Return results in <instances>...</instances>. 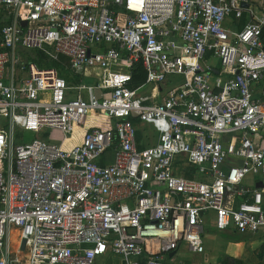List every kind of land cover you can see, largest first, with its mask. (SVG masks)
Instances as JSON below:
<instances>
[{
	"label": "built area",
	"instance_id": "obj_1",
	"mask_svg": "<svg viewBox=\"0 0 264 264\" xmlns=\"http://www.w3.org/2000/svg\"><path fill=\"white\" fill-rule=\"evenodd\" d=\"M257 2L0 0V264H96L107 253L123 264H207L172 259L184 244L205 253L208 219L264 237ZM245 14L241 30L226 26ZM19 48L66 57L80 81ZM93 112L100 125L67 146ZM43 128L62 142L15 143L16 130Z\"/></svg>",
	"mask_w": 264,
	"mask_h": 264
},
{
	"label": "rangeland",
	"instance_id": "obj_2",
	"mask_svg": "<svg viewBox=\"0 0 264 264\" xmlns=\"http://www.w3.org/2000/svg\"><path fill=\"white\" fill-rule=\"evenodd\" d=\"M262 1V0H261ZM260 3V2H259ZM262 9V7H260ZM18 53L22 57L23 60H32L34 57H38V49L34 48H25V49H17ZM213 64H216V60H212ZM181 77L178 76L177 79H180ZM82 83L85 84H96V80L93 77L84 78L82 80ZM98 94L100 91H96ZM148 92V89H147ZM85 95H87L86 91H83ZM96 112H93L90 116L94 120V122H97L99 118L95 117L93 115ZM0 123H4V120H0ZM84 127H80L77 129L76 133L69 135L70 140L66 145L76 144L80 138L81 135H83ZM48 138L56 143H61L62 139L64 137V133L60 130L54 129V128H43L41 132L35 133L31 131H25L23 129H18L15 132V143H19V138H23L24 140H32L33 138ZM110 156L112 154L110 153ZM213 223L210 219L206 222V226H212ZM212 228V227H211ZM223 234L219 233L216 240H211L205 238V244L207 251L204 254H194L188 251V249L185 247V244L182 245L181 249L177 252L175 257H173V261H193L197 257L205 256V260L212 262H219L217 264H223L224 259H228L231 262H236L238 260H242L246 264H264V255L263 258L260 257V253H264L263 245H264V237L261 235H245L248 236L247 238L239 236L240 234L234 233V232H222ZM13 236V235H12ZM207 237V236H206ZM13 242V240H12ZM252 244H251V243ZM247 243L246 250L244 252V256L242 258H234L236 257L237 248L243 247V244ZM212 254L208 255V252H211ZM239 257H241L239 255ZM114 264H120V257L115 256ZM98 260V259H97ZM100 262V261H99ZM111 260L107 261L105 264H111Z\"/></svg>",
	"mask_w": 264,
	"mask_h": 264
},
{
	"label": "crops",
	"instance_id": "obj_3",
	"mask_svg": "<svg viewBox=\"0 0 264 264\" xmlns=\"http://www.w3.org/2000/svg\"><path fill=\"white\" fill-rule=\"evenodd\" d=\"M253 3L258 7V2H257V0H253ZM247 15L245 14L242 18H236V17H234V16H231V17H228L227 19H226V22H225V24H226V26L229 28V29H232V30H241L243 27H244V25L246 24V22H247ZM254 92H255V95L256 96H258V97H261V98H263L264 99V83L263 82H260V83H257V84H255V86H254ZM91 122H93L94 123V120H91ZM98 122L99 121H97V122H95V123H97L98 124ZM84 131L85 130H87L86 129V127H84V129H83ZM84 133V132H83ZM82 136L83 135H81L80 136V138H79V140H78V142H80L81 141V138H82ZM77 142V143H78ZM144 143H146V142H144ZM144 143L143 142H141L140 143V145H141V147H144ZM67 146H69V145H67ZM264 179V173H262V174H259L257 177H256V180H257V183H256V186H257V184L259 183V182H261V183H263L262 182V180ZM250 181V183H254V181L253 180H249ZM263 186H264V184H263ZM212 227V228H211ZM228 233L230 232H232V231H227ZM219 233H221V234H223L222 232H219V231H217V229L212 225V226H206V234H205V238H207V239H211V240H216L217 239V237H218V234ZM207 236V237H206ZM239 236H241V237H244V238H247L248 236H245V235H239ZM251 243V242H250ZM252 244V243H251ZM246 245H247V243H244L243 244V247H241V249L240 248H237L236 250H237V252H236V257H234V258H242V256H244V252H245V250H246ZM206 251H207V248H206ZM205 251V252H206ZM211 252H208V255H211L213 252H212V250H210ZM239 255L241 256V257H239ZM115 256L116 255H113L112 253H107V254H105V255H102V256H100V257H98V260L96 261V264H105L107 261H112L111 262V264H114V262L113 261H115ZM117 260V259H116ZM100 261V262H99ZM184 262V261H183ZM188 262H191V261H188ZM193 262H195V263H207V264H217L218 262H219V260L217 261V262H212V263H210L209 261H207V260H205V256L204 257H201V256H199V257H197L195 260H193ZM119 263L120 264H123V260L121 259V257H120V261H119Z\"/></svg>",
	"mask_w": 264,
	"mask_h": 264
},
{
	"label": "trees",
	"instance_id": "obj_4",
	"mask_svg": "<svg viewBox=\"0 0 264 264\" xmlns=\"http://www.w3.org/2000/svg\"><path fill=\"white\" fill-rule=\"evenodd\" d=\"M262 38L264 40V28H263V33H262ZM38 57H34L32 61H34L38 66L40 67H56L60 73L61 76L66 78L68 82H78L80 81V76L74 74L70 69L66 68L65 62H66V57L61 56L59 59H54L49 53L45 52L42 49H38ZM134 79L136 83H143L146 79V73L142 69V66L138 68V70L134 73ZM94 113L93 115H95ZM100 125L97 123H93L88 121V123L85 125L87 130H91L94 126ZM109 124H106V127H108ZM140 137V134H139ZM141 147V145H140ZM178 172H182L181 169H178ZM15 229H13L14 231ZM263 250H264V245H263ZM264 253H260V257L263 258ZM223 264H246L242 260H238L236 262H231L228 259H224Z\"/></svg>",
	"mask_w": 264,
	"mask_h": 264
},
{
	"label": "bare ground",
	"instance_id": "obj_5",
	"mask_svg": "<svg viewBox=\"0 0 264 264\" xmlns=\"http://www.w3.org/2000/svg\"><path fill=\"white\" fill-rule=\"evenodd\" d=\"M13 235V236H12ZM11 239L13 240V244L15 245L18 242L19 239V232L17 229H15L14 231H12L11 233Z\"/></svg>",
	"mask_w": 264,
	"mask_h": 264
},
{
	"label": "water",
	"instance_id": "obj_6",
	"mask_svg": "<svg viewBox=\"0 0 264 264\" xmlns=\"http://www.w3.org/2000/svg\"><path fill=\"white\" fill-rule=\"evenodd\" d=\"M245 5L247 6V3H245ZM27 22L26 21H22V24L23 25H25ZM257 187H263V183H261V182H259L258 184H257ZM25 243H26V241L24 240L23 241V248H25ZM174 253L173 252H171L170 254H169V256H172Z\"/></svg>",
	"mask_w": 264,
	"mask_h": 264
}]
</instances>
